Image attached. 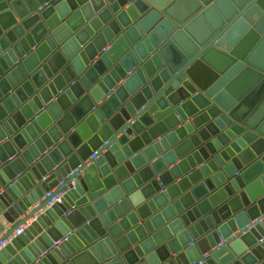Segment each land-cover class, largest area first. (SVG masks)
I'll use <instances>...</instances> for the list:
<instances>
[{"label": "clouds", "instance_id": "clouds-1", "mask_svg": "<svg viewBox=\"0 0 264 264\" xmlns=\"http://www.w3.org/2000/svg\"><path fill=\"white\" fill-rule=\"evenodd\" d=\"M0 264H264V0H0Z\"/></svg>", "mask_w": 264, "mask_h": 264}, {"label": "water", "instance_id": "water-1", "mask_svg": "<svg viewBox=\"0 0 264 264\" xmlns=\"http://www.w3.org/2000/svg\"><path fill=\"white\" fill-rule=\"evenodd\" d=\"M250 78V74L248 73H244L242 74L241 78H239L238 83H237V87H241L243 86V84Z\"/></svg>", "mask_w": 264, "mask_h": 264}]
</instances>
